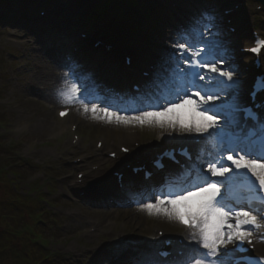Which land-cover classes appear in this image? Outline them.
<instances>
[{
    "label": "rangeland",
    "instance_id": "obj_1",
    "mask_svg": "<svg viewBox=\"0 0 264 264\" xmlns=\"http://www.w3.org/2000/svg\"><path fill=\"white\" fill-rule=\"evenodd\" d=\"M1 1L0 100L2 105L0 107H2V110L0 115H3L5 121H7L6 126L1 130V136L6 148H9L8 145L13 146L16 158H20L21 150H27L28 152L27 156L33 167L29 172L27 171V181L24 180L21 183V191L32 193L31 185L40 180L41 186L36 191L40 190L42 195H47L46 204L59 219L57 223L59 229L51 234L53 239L51 249L53 252L68 257L72 264H115L116 259L119 257L122 258L120 262L126 264L127 261L134 258V252L139 255L135 264H152L155 260L154 250L151 248L152 246L148 250H144V245H151L150 238L155 236V230L170 234L182 233L175 221L155 213L150 215L145 208L141 207V204L132 205L130 208L121 210L117 208V203L115 205L109 204L110 200L117 202V198L109 197L107 193L99 190L98 197L94 198L93 195L90 199L83 200L79 196L80 191L78 189L72 190L71 185L74 183L59 182L58 178L72 172L70 170L71 168L74 169L72 158L81 155L83 152L91 151L95 154L98 140H102L106 144L112 142L118 144L121 131L122 134H127L126 130L128 129L143 131L144 138H141L142 135L140 137L143 147L154 148H158L164 143H178L179 141L174 139L176 135L182 136V134L175 131L172 135L170 132L173 130L171 129L153 128L149 125L142 128L141 125H123L115 122L108 123L107 120L94 119L90 112L87 115L79 110L80 108L77 109L74 103L70 105L61 103V98L54 96L56 95L53 91L55 86L56 89L61 90L59 87L61 80L59 81L57 77L60 76L61 72L53 68L49 69L48 60L45 62V57L49 50L57 49V52L60 53L66 45H72V43L69 41L63 47L59 45L57 47L53 45L50 38L38 41L36 35H34V31H38V24H36L35 19L39 17L40 11H48L64 5L73 13L64 14L61 23L69 24L72 29L76 16L88 12V5H81V8L74 9L69 5L72 0ZM85 1L87 3V0ZM126 3L128 7L117 0L106 2L105 14H95L94 12L87 14L84 22L88 19L90 25L85 24V28L92 31L91 25L96 29L98 23L115 24V32L123 35L120 38L123 46L141 45L146 40L154 47L153 51L155 53L160 54L162 52V61L165 65L170 66V57L174 51L171 48L172 45L165 43V40L157 36L158 34L155 33L157 28H154L155 23L153 24L152 21L153 17H158V23H164L160 13L161 8L166 5L161 3L160 0H130ZM248 3L249 5L252 4L251 2ZM101 9L100 6L96 11H102ZM124 13L127 18L124 17ZM193 13L185 16L183 24L186 25L192 22L195 23L194 27L200 31L213 30V28L208 30L209 24L206 25L208 28L205 30V24L202 22L207 19L204 13H201L203 15ZM27 14H30L29 19L22 18ZM219 16L220 14L216 16L217 20ZM130 18L136 19L139 23L134 30L132 28L134 24L130 22ZM21 26L24 28L29 27L27 34L33 44L24 47L8 44L7 39L21 38L23 28ZM156 26L159 25L156 24ZM52 31L58 32L60 37L69 33L63 27ZM36 41L39 42L37 45H35ZM168 46H171L172 51L166 52L165 49ZM228 62L234 67L232 62ZM70 65L71 63H66L64 73L66 77L76 79L72 77L75 72L69 69ZM168 73L164 72L162 76L167 79ZM86 80L89 79L86 78ZM157 97L154 99L155 103ZM53 108L54 110H52ZM62 108L72 109L70 121L64 124L59 123L55 116L56 112ZM177 113L179 114L178 111ZM71 124L80 125L79 134L82 137V145L79 152L70 146V138L68 141H64L65 138L60 139L62 131L67 130ZM110 124L114 125L112 130L104 128ZM152 129H155L154 138L149 135ZM125 144L127 143L123 145ZM93 161L98 162L99 158L95 157ZM50 165L54 167L52 172L48 170L51 169ZM96 165L103 166V163L94 166ZM38 174H42L44 177L37 178L36 175ZM104 176L92 177L88 182L93 180L102 181ZM160 178H164L167 184L170 181L168 176L158 177L157 180ZM154 184L155 182H152L151 186ZM123 194L126 196L125 193ZM96 200L100 202L97 203ZM144 202L147 203L148 200L144 198ZM92 227L96 228L94 234L91 232ZM99 231H104L105 235L100 234Z\"/></svg>",
    "mask_w": 264,
    "mask_h": 264
},
{
    "label": "snow or ice",
    "instance_id": "obj_2",
    "mask_svg": "<svg viewBox=\"0 0 264 264\" xmlns=\"http://www.w3.org/2000/svg\"><path fill=\"white\" fill-rule=\"evenodd\" d=\"M206 35L210 30L189 29L174 41L168 78L156 85L161 95L149 110L122 115L99 107L76 79L66 78L58 95L61 103H77L94 119L171 129L205 145L195 165L173 174L168 184L173 190L162 187L141 207L187 229L184 240L190 247L179 264H264V257L248 255L253 240L264 239V102H256L264 94V74L251 86L252 105H245L237 69ZM247 51L259 55L264 39ZM176 77L182 80L174 83ZM185 106H191L190 119L176 111Z\"/></svg>",
    "mask_w": 264,
    "mask_h": 264
},
{
    "label": "trees",
    "instance_id": "obj_3",
    "mask_svg": "<svg viewBox=\"0 0 264 264\" xmlns=\"http://www.w3.org/2000/svg\"><path fill=\"white\" fill-rule=\"evenodd\" d=\"M5 122L0 115V124ZM10 152L0 145V264H71L49 250L54 217L44 199L17 191L27 166L8 163ZM10 173L13 180L8 177Z\"/></svg>",
    "mask_w": 264,
    "mask_h": 264
},
{
    "label": "bare ground",
    "instance_id": "obj_4",
    "mask_svg": "<svg viewBox=\"0 0 264 264\" xmlns=\"http://www.w3.org/2000/svg\"><path fill=\"white\" fill-rule=\"evenodd\" d=\"M198 2H196V4H195V7H196V11L198 12V11H200L201 13H206L205 14V17L207 18V20H209V21H205V22H203L205 25H208L209 24V22L210 21H212V19L214 18V15H216L215 14V12H214V10H212V9H210L211 8V6H207V7H205V5L207 4L206 3V1L205 0H197ZM223 1H228V0H223ZM222 1V2H223ZM234 4H236V1L234 2ZM202 6V7H201ZM204 9H207L206 11H204ZM65 13H67V14H69V13H72V11L70 10V9H67V10H65ZM81 16L83 15V14H80ZM86 15V14H85ZM202 15V14H201ZM238 17H241V16H239V15H237ZM248 17H241V22H239V26L241 27V29H242V32L243 33H245L246 32V30L248 29V27H249V24H250V22H248ZM253 20H254V18H252ZM193 25V24H192ZM63 27H65V29L67 30V31H71V28H70V25H68V24H65V26H64V24H63ZM249 40H250V38L246 35L245 36V42L247 43V42H249ZM228 43V42H227ZM246 45V44H245ZM242 48V47H241ZM89 52H91L90 50H88ZM101 50H96V53H98V54H102V55H100L99 56V58L98 57H95V56H93V58H94V61H96V63H98V65H99V72H100V78H97V77H92V79H91V81L93 82L92 84L90 83V82H88L87 80H86V74H84V73H82L81 74V77H82V79L84 80V85H85V87H88V88H97V87H95V86H98L99 88L103 85V84H107V85H109V83H117V84H119V86L120 87H123V88H126V86H128V84L129 83H131V82H134V83H136V81L138 82V81H141V82H144V81H146V80H141V78H138V79H136V80H133L132 81V79L133 78H130V77H132L131 75H133L134 77H135V75H137V73H138V71H137V68L142 64V62H143V60L145 59V57L147 56V53H143V55H142V58H141V60L139 61V63H137V66H136V70L135 71H133V70H131V71H129V70H118V69H115V68H110V66H112V64L115 62V57L114 56H112L111 54H104L103 52H101ZM115 54V53H114ZM90 56H92V55H90ZM240 58L242 59L243 57L242 56H240ZM46 60H48V68L49 69H51V68H53V69H56V70H60V76H57L58 77V79H59V81L61 82L60 84H59V87H60V89L62 90L63 89V87H64V80L66 79V78H68V79H70L69 77H66V75H65V70H64V68H65V64L60 60V56L58 55V52H57V50L55 49V50H49L48 51V53H47V55H46V57H45V62H46ZM154 60H157V59H154ZM242 62L245 64V61L242 59ZM141 63V64H140ZM158 63H159V61H153V63H151L150 65L151 66H153L154 67V69L153 70H150V72L153 74V75H155V71H156V68H157V70H161L162 68H160L159 66H158ZM149 67V66H148ZM128 69V68H127ZM131 69V68H130ZM94 82H96L95 84L96 85H94ZM177 82H179V81H177ZM156 83V85L157 84H159V83H157V82H155ZM111 86H109L108 88H110ZM145 90H147V89H145ZM151 90V93L149 92V93H147V95H149L147 98H148V100H145L144 101V104H146V106L145 107H148L149 105H152V100H153V95H152V92L154 91V90H156L157 92H159L158 90H160V89H157L156 88V86H153V88H151L150 89ZM162 90V89H161ZM53 91L56 93V95H54V96H56L57 98H59V95H58V92H59V89L57 88L56 89V86L53 88ZM165 92V91H164ZM97 93L99 94V90H97ZM165 94H167V92H165ZM161 95V94H160ZM159 95V96H160ZM53 96V97H54ZM139 99H142V98H139ZM75 104V106H80L79 104H77V103H74ZM138 106L136 105V104H133V108H136L137 110H140V109H138L137 108ZM83 110V109H82ZM38 126H40V125H38ZM110 127H114L113 125H110ZM154 128V127H153ZM156 128V127H155ZM154 130L155 129H152L151 130V132H150V136L151 137H153V136H155V133H154ZM140 135H142V137L141 138H144V134H143V131H141V133H140ZM138 138H140L139 136L138 137H136V138H134V137H132L131 135H129V134H122V131H121V134H120V136H119V138H118V140H119V142H120V144L121 143H133L134 141H136ZM140 138V139H141ZM133 176V175H132ZM130 175H128V177H126V179H124V180H127V179H130ZM164 180V179H163ZM160 181L159 182V184H157L156 186H155V189L157 190V191H159L162 187H164V190H173L172 188H170L169 186H168V184L167 183H165V181ZM128 181V180H127ZM137 184H138V182H137ZM137 184H136V186H137ZM102 187H103V189L104 190H102L103 192H107V193H111V195H114L115 197H119V193L117 192V190H116V188H115V185L113 184V181L111 180V181H109V182H103L102 183ZM145 196H147L148 198H150V197H153V194H151L150 192H148V193H146V194H144ZM156 242H157V237H155V236H151V244L152 245H155L156 244Z\"/></svg>",
    "mask_w": 264,
    "mask_h": 264
}]
</instances>
